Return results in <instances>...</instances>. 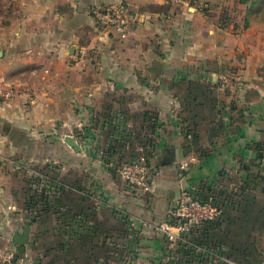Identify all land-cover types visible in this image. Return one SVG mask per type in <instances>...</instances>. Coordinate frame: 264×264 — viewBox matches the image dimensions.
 <instances>
[{
    "label": "crops",
    "instance_id": "obj_1",
    "mask_svg": "<svg viewBox=\"0 0 264 264\" xmlns=\"http://www.w3.org/2000/svg\"><path fill=\"white\" fill-rule=\"evenodd\" d=\"M117 4L127 8L125 36L96 25L95 14ZM34 8L32 22L41 28L29 30L26 37L16 32L5 53L9 66L23 61L34 75L28 84L37 94L31 100L33 114L23 119L35 124L39 109L46 108L63 85L69 86L71 101L81 99L88 109L112 102L116 112L108 115L119 117L125 135L134 131L136 121L153 116L161 124L157 146L168 158L152 179L150 192L139 198L124 191L101 160L82 149V192L77 203L69 204V214L81 219L69 220V264L169 262L176 249L143 223L167 219L182 181L185 186L186 181L202 180L210 175L209 166L219 162L232 167L237 158L256 159L264 169L263 1L189 0L180 5L174 0H36ZM94 45L97 62L82 64ZM106 86L112 96L100 93ZM37 92H42L40 97ZM12 111L5 109L2 117L11 121L17 116ZM90 111L83 114L88 121ZM39 119L50 118L41 114ZM194 155L196 165L206 171L193 169L180 180L171 165L177 157L195 161ZM1 203L0 195V250L18 253L10 248L12 235L6 233L13 206L5 209ZM121 216L133 223L127 226ZM29 249L26 245L15 264H41V257ZM130 249L134 255L128 262ZM241 262L264 264V246L257 256Z\"/></svg>",
    "mask_w": 264,
    "mask_h": 264
},
{
    "label": "rangeland",
    "instance_id": "obj_2",
    "mask_svg": "<svg viewBox=\"0 0 264 264\" xmlns=\"http://www.w3.org/2000/svg\"><path fill=\"white\" fill-rule=\"evenodd\" d=\"M262 1L264 3V0ZM35 4L36 0H0L1 204L5 209L9 205L13 206V209L8 211L11 228L6 233L9 238L13 232L22 234L24 229H28L27 245L30 246L31 254L41 257V264H69V220L81 219V216L69 214V204L77 203V198L82 192V177L85 174L81 168L82 149H86L85 152L92 158H99L106 172L124 187V191L130 192L127 193L134 197L137 194L136 197L139 198H145L147 193H134L126 188L118 176V167L142 158L153 179L159 176V170L163 169L162 165L168 158H165V153L157 146V129L161 124L153 116L140 122L136 121V125L133 124L134 131L129 136L125 135V127L121 125L119 117L113 119L116 111L112 102L104 101V98V102L98 106L96 104L89 107L91 116L88 121L83 117V114L89 111L87 105L81 102V99L77 100L79 103L71 101L70 97L73 95L69 86L63 85L65 88L58 96L55 95L57 93L53 94L52 102L47 103L43 110L39 109L38 121L35 119V124L30 122V119H23L33 114L34 105L31 100L36 99L37 94L28 84L33 82L34 75L25 70L23 61L9 66L5 53L9 43L16 41L17 33L20 32L26 37L25 34H28L29 30L36 31L41 28L40 23L32 22L36 15ZM77 47V50H80V47ZM95 48L94 45L89 49L91 51L85 55L86 60L82 64L97 62ZM101 90L100 93L105 96L113 95V90L108 86L102 87ZM37 93L40 97L42 92ZM81 93L82 90L75 96ZM9 107L15 110L12 113L17 114L11 121L2 117L4 110ZM110 112L113 114L108 115ZM41 114H47L50 119L47 122L41 121ZM175 123L178 122L175 120ZM86 124L91 126L87 127ZM65 138L72 139L81 150H73L64 142ZM193 157L195 161L177 157L171 165V169H175L177 175L181 176L180 180H184L193 169L206 171L207 168L199 166L198 155ZM230 157L237 155L231 154ZM73 158L79 163L73 162ZM237 160L238 164L234 162L232 167L220 166L219 162L215 166H209L208 177L193 183L186 181L185 186L182 181L181 187L198 191L202 198L206 195L204 188H211L216 194L224 191L232 196V205L225 203L227 205L224 207L222 199L216 201V207L224 213L219 234H224V242L231 248L226 249L227 253L241 262L246 256H257L264 246V198L261 199L264 196V169L261 162L256 163V159ZM182 162H189L184 171L179 168ZM226 162L229 163L227 160ZM245 178L247 179L244 180ZM242 187L246 191L245 195L239 192ZM229 202L231 203V200ZM121 218L122 223L127 226L133 223L129 222L128 218ZM143 225L145 226V223ZM9 244L10 248L16 249L11 242ZM175 249L176 247H173L172 250ZM130 251L133 252L131 249ZM131 252L126 256L128 262L134 255V252ZM171 260L173 259L164 264H172Z\"/></svg>",
    "mask_w": 264,
    "mask_h": 264
},
{
    "label": "built area",
    "instance_id": "obj_3",
    "mask_svg": "<svg viewBox=\"0 0 264 264\" xmlns=\"http://www.w3.org/2000/svg\"><path fill=\"white\" fill-rule=\"evenodd\" d=\"M176 4L188 5L189 0H174ZM96 25L115 34L125 36L129 25L127 8L117 4L105 8L95 14ZM9 95L8 93L6 94ZM189 162L180 165L181 170L188 168ZM122 183L131 192L148 193L152 184V177L145 161L140 158L124 164L117 169ZM222 211L209 200H204L198 191L180 188L170 207L167 219L159 223H145L149 229L164 239L168 246L177 247L184 242L190 232L196 231L206 222L214 221L221 217ZM208 254L213 255V251ZM16 252L13 250H0V262L15 264ZM229 263L226 260H222Z\"/></svg>",
    "mask_w": 264,
    "mask_h": 264
},
{
    "label": "trees",
    "instance_id": "obj_4",
    "mask_svg": "<svg viewBox=\"0 0 264 264\" xmlns=\"http://www.w3.org/2000/svg\"><path fill=\"white\" fill-rule=\"evenodd\" d=\"M205 194L203 195L204 200H209L217 206L216 201L221 200L222 205L225 207L228 203L233 204L232 196L224 191L216 194L211 188H204ZM244 192V188L239 189ZM264 192V188L262 189ZM217 197L219 199H217ZM222 197V198H221ZM231 200V203L229 202ZM224 214V213H223ZM223 214L220 218L206 222L202 227L198 228L194 232H190L188 236L184 238V242L177 244L176 252L174 253V258L171 260L172 264H242L236 261L234 256L228 254L226 249L228 248L224 242V234L220 233V222L223 220ZM227 247H225V246ZM232 247V246H231ZM213 251V255L208 254ZM17 257L21 256L16 253ZM226 260L229 263L222 261Z\"/></svg>",
    "mask_w": 264,
    "mask_h": 264
},
{
    "label": "water",
    "instance_id": "obj_5",
    "mask_svg": "<svg viewBox=\"0 0 264 264\" xmlns=\"http://www.w3.org/2000/svg\"><path fill=\"white\" fill-rule=\"evenodd\" d=\"M64 142L71 147L73 150L79 152L81 148L77 143H75L72 139L70 138H65ZM262 154L259 153V156ZM172 162H174V157L172 156L171 159ZM170 161V162H171ZM264 163V162H263ZM29 240V230L24 229L22 234H19L18 232H14L11 237V243L16 246L18 254H23L25 252V246L27 245Z\"/></svg>",
    "mask_w": 264,
    "mask_h": 264
}]
</instances>
